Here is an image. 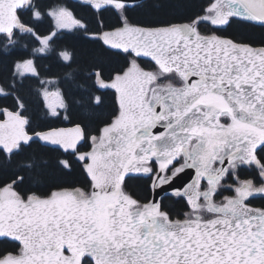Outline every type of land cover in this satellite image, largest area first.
<instances>
[{"label":"snow or ice","instance_id":"obj_1","mask_svg":"<svg viewBox=\"0 0 264 264\" xmlns=\"http://www.w3.org/2000/svg\"><path fill=\"white\" fill-rule=\"evenodd\" d=\"M236 21L264 28V0L120 32L134 59L117 117L76 157L86 187L0 183V239L19 246L0 264H264V38L229 33Z\"/></svg>","mask_w":264,"mask_h":264},{"label":"trees","instance_id":"obj_2","mask_svg":"<svg viewBox=\"0 0 264 264\" xmlns=\"http://www.w3.org/2000/svg\"><path fill=\"white\" fill-rule=\"evenodd\" d=\"M203 2L142 0L136 8L107 6L95 10L89 4L73 0H26L15 12L16 28L10 34L0 33V109L16 111L26 117V129L30 133L79 124L85 138L78 150H89L90 137L99 136L100 130L119 112L116 92L100 84L123 73L128 62L134 59L107 47L101 34L125 24L172 21L184 15L190 4L199 6ZM170 4L175 7H169ZM55 7H64L79 25L72 29H57L47 13ZM228 32L252 39L264 38V28L240 21L234 22ZM46 36H50L46 50L41 52L39 38ZM66 56H69L68 60ZM28 60L33 63L35 74H29L19 66ZM45 88H54L62 95L64 106L56 113L47 105ZM62 162L72 165L70 173L61 167ZM21 177V188L41 194L54 188H84L87 185L83 166L77 163L75 154L44 146L35 140L18 146L9 154L0 150V183L7 184ZM129 183L137 190L144 186L143 181ZM168 203L177 211L184 210L182 202L172 200ZM255 206H260L259 202ZM18 247L9 239H0V255L18 252Z\"/></svg>","mask_w":264,"mask_h":264},{"label":"water","instance_id":"obj_3","mask_svg":"<svg viewBox=\"0 0 264 264\" xmlns=\"http://www.w3.org/2000/svg\"><path fill=\"white\" fill-rule=\"evenodd\" d=\"M74 1H80L83 4H89L96 10H102L106 6L120 8L126 3L133 2V0ZM141 1L142 0H134L136 4ZM24 2L25 0H0V33H9L12 31V29L15 27V11L19 9L24 4ZM127 27L128 26H124L119 30L104 33L102 37L104 43L108 47L115 49L113 45L121 43V41L117 39V36ZM116 77L112 82L107 84L112 89L113 84H118ZM119 95L120 93H118V97ZM54 96L55 93H52L48 97L52 98ZM25 127V117L11 110H3L2 117L0 118V149L6 153H10L19 144L27 145L31 141L36 140L44 146L58 148L63 152L75 153L79 145L84 141V131L80 125L60 126L34 133H28L25 130Z\"/></svg>","mask_w":264,"mask_h":264},{"label":"rangeland","instance_id":"obj_4","mask_svg":"<svg viewBox=\"0 0 264 264\" xmlns=\"http://www.w3.org/2000/svg\"><path fill=\"white\" fill-rule=\"evenodd\" d=\"M50 17L53 20V24H55L57 29H71L74 27V21L72 19V15L71 13L66 10L64 7H55L52 8L50 10H48L47 12ZM35 15L38 17V13L35 12ZM49 36L46 37H40L39 38V42H40V47L39 50L41 52H45L46 50V45L48 42ZM26 61H22L20 63V65H27ZM19 65V66H20ZM26 69L24 71H26L29 74H35V67L32 64H28L26 67ZM50 84V83H49ZM50 85H46V87H49ZM55 91L54 88H45L43 90L44 96L47 99V105L49 106V108L56 113L57 111H59L61 108H63L64 105V101L62 99V97L60 95H57L56 97H53L51 99H48L46 96L52 92Z\"/></svg>","mask_w":264,"mask_h":264}]
</instances>
